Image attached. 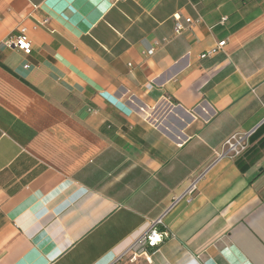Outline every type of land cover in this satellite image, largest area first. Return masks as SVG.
<instances>
[{
    "label": "crops",
    "instance_id": "obj_1",
    "mask_svg": "<svg viewBox=\"0 0 264 264\" xmlns=\"http://www.w3.org/2000/svg\"><path fill=\"white\" fill-rule=\"evenodd\" d=\"M0 264H264V0H0Z\"/></svg>",
    "mask_w": 264,
    "mask_h": 264
},
{
    "label": "built area",
    "instance_id": "obj_2",
    "mask_svg": "<svg viewBox=\"0 0 264 264\" xmlns=\"http://www.w3.org/2000/svg\"><path fill=\"white\" fill-rule=\"evenodd\" d=\"M186 22L190 21V18L185 19ZM47 18H44L41 23L45 24ZM183 29L182 24L179 22V16L175 15L174 33L178 34ZM5 44L8 46H15L25 53L30 51V42L27 36V30L24 26H20L16 35L9 36L5 40ZM224 41L217 43L216 47L222 46ZM150 48L149 51H152ZM214 48L205 51L200 57L211 54ZM254 129L246 130L243 132H234L227 136L220 147L214 152L212 158L206 163L199 171H197L188 180V183L180 191L171 195L170 202L166 210L157 218L149 221L147 228L142 231L117 257V260L128 257L134 260L140 256H143L145 260H150L149 248H153L166 238L173 237V233L165 226L163 218L166 213L178 204L182 200H189L197 191V183L203 178L207 170L218 160L229 157L234 158L240 155L249 144L250 136L253 134Z\"/></svg>",
    "mask_w": 264,
    "mask_h": 264
}]
</instances>
